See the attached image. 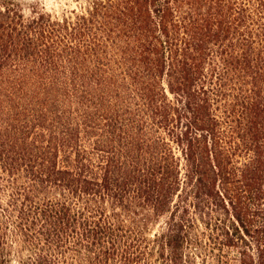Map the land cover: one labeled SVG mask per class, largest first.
<instances>
[{
	"label": "trees",
	"instance_id": "obj_1",
	"mask_svg": "<svg viewBox=\"0 0 264 264\" xmlns=\"http://www.w3.org/2000/svg\"><path fill=\"white\" fill-rule=\"evenodd\" d=\"M74 1L0 0V264H264V0Z\"/></svg>",
	"mask_w": 264,
	"mask_h": 264
},
{
	"label": "rangeland",
	"instance_id": "obj_2",
	"mask_svg": "<svg viewBox=\"0 0 264 264\" xmlns=\"http://www.w3.org/2000/svg\"><path fill=\"white\" fill-rule=\"evenodd\" d=\"M20 3H23L25 6L39 2L41 3L46 9H52L58 13H60L62 10H67L74 8L76 6V2L74 0H16ZM162 226V223H156L150 225V232L154 233L156 232L159 227ZM192 264H205L200 258H196ZM206 264H211L210 262H206Z\"/></svg>",
	"mask_w": 264,
	"mask_h": 264
}]
</instances>
